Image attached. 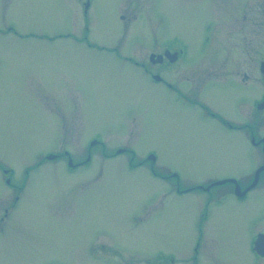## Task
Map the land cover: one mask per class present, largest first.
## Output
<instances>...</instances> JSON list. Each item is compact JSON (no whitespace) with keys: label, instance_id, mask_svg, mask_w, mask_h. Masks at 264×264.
Masks as SVG:
<instances>
[{"label":"rangeland","instance_id":"1","mask_svg":"<svg viewBox=\"0 0 264 264\" xmlns=\"http://www.w3.org/2000/svg\"><path fill=\"white\" fill-rule=\"evenodd\" d=\"M84 1L0 0V264H187L199 209L232 190H177L244 176L257 153L140 66L174 86L209 74L199 98L264 137V111H243L264 90V0ZM163 43L193 66L153 67ZM237 62L249 85L230 77ZM147 153L158 162L139 166ZM209 209L201 248L210 238L215 264H250L264 187Z\"/></svg>","mask_w":264,"mask_h":264},{"label":"flooded vegetation","instance_id":"2","mask_svg":"<svg viewBox=\"0 0 264 264\" xmlns=\"http://www.w3.org/2000/svg\"><path fill=\"white\" fill-rule=\"evenodd\" d=\"M86 1H84L83 4L85 5L86 9L88 10V8H90L89 0H86ZM123 17L124 16H122V18ZM161 49H162L161 52L154 53L156 55V58L153 59L154 63L149 59V61L153 67L154 66L159 67L162 65L163 66L176 65L177 67H184V66L185 67H192L193 66V65L186 66V64H184L182 62L183 61L182 58L185 55V52L180 50V49H176V46H169V45H165L163 43ZM173 53H176V55L172 56ZM158 57H160V59ZM133 65L140 66L139 64H133ZM210 65L211 64H208L206 66H210ZM262 65H264V61H261L258 64V66H257L258 69ZM234 66H235V75L230 76V77L235 78L242 85H249V81H251L254 77L252 79H249L248 75L243 74L241 62H239V63L237 62ZM140 67L142 70L145 71V73L147 75L150 76V78L154 82L162 83L163 85H166L169 88H171L172 92L176 96L177 101L184 102V103L188 104L189 107L195 106V107L199 108V110L202 113L201 114L199 112H197V113L200 116H202L204 118H210L214 121H217L218 123H221V126H223L224 128H226L228 130L235 131V132H238L240 134L245 132L250 145L254 148L255 152L257 153V155H256L257 158L254 159L253 166L250 169V172L244 176L237 177V178H227V179H224L223 181L221 180V182L220 181H210L208 183V185H206V186L205 185L204 186L196 185L195 187L192 188V190H186V191L185 190L182 191L180 189L177 190L178 195H185L186 193H188L190 191L209 193V191H211L212 189L221 190L225 187H226V189L232 190V193H230V194H222V193L219 194V193H217L216 196L210 198V200L208 201L209 207L207 205L203 204L202 207L199 209L197 218L194 220V224H193L194 240L191 243V245L188 247L187 252H189V254L185 255V256H187V258H185V259H187L186 260L187 264H202L203 262H207V261L211 262V264H215L213 257L211 256V254L209 252V251H211L210 243L212 245L214 243L213 240H211L209 238V243L206 247H204V249L201 248V245H200L202 237L206 238L204 236V230H205L206 225L210 221L211 214H213L212 210L209 208L213 204H219L226 197H233L234 199H236L239 202H244L248 198V196L251 192L264 187V137L258 136L257 132L255 131V127H256L255 122L252 121L253 123L249 124V121H247V123H245V125L232 123L229 120L224 119L223 116H221L219 112L216 113V112L212 111L211 110L212 108L207 106L204 103V101H202L199 98V93L205 92V90L208 88L207 87L208 84H210V82H211V77L209 74L205 75V76L194 77L195 80H193V81H191L189 79H185V78H182L181 80H175L174 84L176 86H174L168 82L169 79H166L165 76H163L161 69H159V70L157 69V71L154 69L153 71H155V73H151V72H149L151 70L148 69V67L146 68V63L141 64ZM255 74L257 75L256 69H255ZM226 78H223L221 80H227ZM244 78L245 79L248 78V79L244 80ZM262 78H264V74H263ZM196 90H197V97L194 96V92ZM263 91L259 95H257L256 97L255 96L252 97V99L248 103L249 110L248 109L243 110L246 117H247L248 112H250V113H252L253 111L258 112L259 110L264 111V92ZM119 150H121V151H119ZM116 152H117V156H119V155L125 153L126 149H118ZM258 153L261 155V157L263 159L261 162H260V158H259ZM148 156H149V154H147V156H145V159H141L142 161L138 163V164H140L139 166L143 165L142 163L144 162V160L150 161V164L152 165V167L154 164H156L158 162V158L156 155L154 157V161H151L148 158ZM90 159H91V156H90V153H88L85 161L88 162V161H90ZM81 165H83V161L73 163V165L71 167L77 169ZM129 167L131 168L132 165H129ZM160 173H163V174H160ZM154 174L158 179H161L167 183L169 181H165V180H168V179L174 180V179H177V177H179V175H178L179 173L175 170H173V171L160 170ZM196 234H198V236ZM257 241L261 242L258 245L259 251L255 249V243ZM246 242H248L247 243V252L249 253L250 264H264V228L257 229L251 235H248L246 237L245 245H246ZM208 248H209V251H208ZM175 259L176 258L171 257L169 261L167 260V262H169V264H174V263L176 264L177 260H175ZM219 264H228V263L219 261Z\"/></svg>","mask_w":264,"mask_h":264},{"label":"water","instance_id":"3","mask_svg":"<svg viewBox=\"0 0 264 264\" xmlns=\"http://www.w3.org/2000/svg\"><path fill=\"white\" fill-rule=\"evenodd\" d=\"M154 58H155V55H151V56H150V59L152 60V62H153V59H154ZM158 58L160 59V57H158ZM50 158H53V157L50 156Z\"/></svg>","mask_w":264,"mask_h":264}]
</instances>
